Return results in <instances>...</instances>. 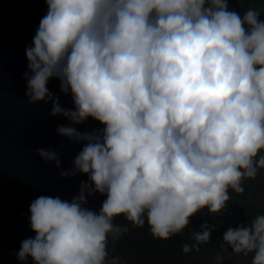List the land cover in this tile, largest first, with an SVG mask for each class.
<instances>
[{
	"label": "clouds",
	"instance_id": "obj_1",
	"mask_svg": "<svg viewBox=\"0 0 264 264\" xmlns=\"http://www.w3.org/2000/svg\"><path fill=\"white\" fill-rule=\"evenodd\" d=\"M43 2L25 49V95L51 101L50 115L71 122L57 133L85 143L60 175L87 180L71 200L30 203L35 235L21 242V264H123L109 258L129 231L116 217L168 240L202 209L221 216L229 189L242 194V182L264 170V9L240 16L229 0ZM52 78L73 108L49 91ZM89 118L103 127L71 126ZM36 152L59 167L55 151ZM95 194L105 197L98 211L84 207ZM222 224L202 223L182 251H199ZM250 253L251 264H264V214L226 229L216 264Z\"/></svg>",
	"mask_w": 264,
	"mask_h": 264
},
{
	"label": "water",
	"instance_id": "obj_2",
	"mask_svg": "<svg viewBox=\"0 0 264 264\" xmlns=\"http://www.w3.org/2000/svg\"><path fill=\"white\" fill-rule=\"evenodd\" d=\"M229 10L243 16L248 9H264V0H229ZM43 0H0V264H21L17 253L21 242L35 233L30 229L28 211L37 197L52 196L71 200L78 194L85 174L62 177L70 170L73 160L85 142L74 143L57 133L60 125L71 122L65 117L51 116V101L30 103L25 95L27 71L25 49L32 46L39 21L46 15ZM260 19L264 20V11ZM59 80L52 78L48 89L59 96L60 105L73 108L71 95L60 92ZM80 132L98 130L102 125L91 118L82 124H73ZM43 148L55 151L61 161H45L36 152ZM244 191L236 194L229 189L230 200L221 216L202 209L190 219L189 225L168 240L154 238L147 224L134 228L122 216L115 224H127L129 231L121 237L111 256H119L123 264H216L223 233L228 227L246 223L258 214H264V170L255 179L242 182ZM104 196L95 194L84 207L98 211ZM223 224L210 234V240L199 245V251L184 253V244H193V232H199L204 222ZM228 248V253H231ZM222 264H251L248 256L223 254ZM26 264H32L29 258Z\"/></svg>",
	"mask_w": 264,
	"mask_h": 264
}]
</instances>
